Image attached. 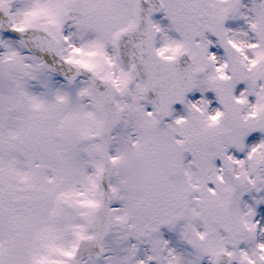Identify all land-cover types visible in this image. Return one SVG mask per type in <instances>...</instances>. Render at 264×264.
<instances>
[{
  "label": "snow or ice",
  "instance_id": "6c2138e0",
  "mask_svg": "<svg viewBox=\"0 0 264 264\" xmlns=\"http://www.w3.org/2000/svg\"><path fill=\"white\" fill-rule=\"evenodd\" d=\"M0 264H264V0H0Z\"/></svg>",
  "mask_w": 264,
  "mask_h": 264
},
{
  "label": "rangeland",
  "instance_id": "374dc122",
  "mask_svg": "<svg viewBox=\"0 0 264 264\" xmlns=\"http://www.w3.org/2000/svg\"><path fill=\"white\" fill-rule=\"evenodd\" d=\"M199 93H195L194 95H198ZM164 234L166 236V238H170V240L173 242V243H178L175 239V234L174 233H169L166 229L164 230Z\"/></svg>",
  "mask_w": 264,
  "mask_h": 264
}]
</instances>
